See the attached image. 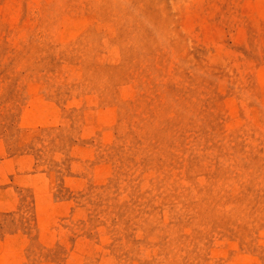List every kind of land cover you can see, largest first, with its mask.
<instances>
[{
  "label": "rangeland",
  "instance_id": "1",
  "mask_svg": "<svg viewBox=\"0 0 264 264\" xmlns=\"http://www.w3.org/2000/svg\"><path fill=\"white\" fill-rule=\"evenodd\" d=\"M263 13L0 0V263L264 264Z\"/></svg>",
  "mask_w": 264,
  "mask_h": 264
},
{
  "label": "bare ground",
  "instance_id": "2",
  "mask_svg": "<svg viewBox=\"0 0 264 264\" xmlns=\"http://www.w3.org/2000/svg\"><path fill=\"white\" fill-rule=\"evenodd\" d=\"M264 14V13H263ZM15 166V165H14ZM23 175V174H22ZM24 176V175H23ZM36 176H37V174H36ZM28 177H29V175H28ZM5 246H6V244H5ZM6 248H8V247H6ZM5 250V249H4ZM8 250H10L9 248H8ZM14 250V249H13ZM16 250V249H15ZM3 252V251H2ZM1 255H3V254H1ZM9 255V254H8ZM5 260V259H4ZM3 261V260H2ZM4 262V261H3ZM5 263V262H4ZM1 264V263H0Z\"/></svg>",
  "mask_w": 264,
  "mask_h": 264
}]
</instances>
